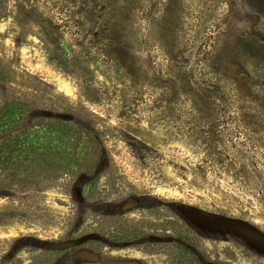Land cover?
<instances>
[{
  "label": "rangeland",
  "instance_id": "obj_1",
  "mask_svg": "<svg viewBox=\"0 0 264 264\" xmlns=\"http://www.w3.org/2000/svg\"><path fill=\"white\" fill-rule=\"evenodd\" d=\"M13 103L0 264H264V0H0Z\"/></svg>",
  "mask_w": 264,
  "mask_h": 264
},
{
  "label": "trees",
  "instance_id": "obj_2",
  "mask_svg": "<svg viewBox=\"0 0 264 264\" xmlns=\"http://www.w3.org/2000/svg\"><path fill=\"white\" fill-rule=\"evenodd\" d=\"M19 110L18 103L10 104L0 116V134L11 130L12 116ZM71 130V129H69ZM35 151L20 140L18 134H9L5 142L0 144V166L8 167L21 160V155L30 156Z\"/></svg>",
  "mask_w": 264,
  "mask_h": 264
}]
</instances>
